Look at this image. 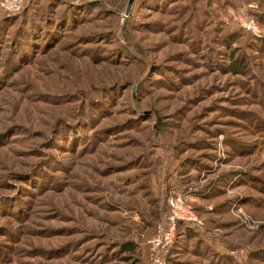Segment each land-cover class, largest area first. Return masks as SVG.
<instances>
[{"label":"rangeland","instance_id":"rangeland-1","mask_svg":"<svg viewBox=\"0 0 264 264\" xmlns=\"http://www.w3.org/2000/svg\"><path fill=\"white\" fill-rule=\"evenodd\" d=\"M128 4L0 8V264H147L172 190L167 264H264V0Z\"/></svg>","mask_w":264,"mask_h":264},{"label":"built area","instance_id":"built-area-1","mask_svg":"<svg viewBox=\"0 0 264 264\" xmlns=\"http://www.w3.org/2000/svg\"><path fill=\"white\" fill-rule=\"evenodd\" d=\"M22 4L23 0H0L1 10L7 13L20 10ZM238 20L243 30L254 34L261 32V27L255 18L240 15ZM166 205L167 208L162 212L154 233L147 240L148 264H167L180 222L188 223L201 230L206 227L204 219L191 204L188 192L170 191L166 196ZM242 213L248 222L253 221L249 215Z\"/></svg>","mask_w":264,"mask_h":264},{"label":"trees","instance_id":"trees-1","mask_svg":"<svg viewBox=\"0 0 264 264\" xmlns=\"http://www.w3.org/2000/svg\"><path fill=\"white\" fill-rule=\"evenodd\" d=\"M7 13V12H6ZM49 45V44H48ZM47 45V46H48ZM239 61V59H235V63H234V67H237V66H239L240 65V63H237ZM166 208H167V205H166ZM166 208L164 209V210H166ZM163 210V211H164ZM181 224H188V223H185V222H180ZM191 228H194L192 225H190V224H188ZM206 228V227H205ZM195 230H197V231H203V230H201V229H197V228H194ZM205 230V229H204ZM176 241H177V239H176ZM131 250L132 248H128V250ZM172 249V248H171ZM124 250V249H123ZM148 264V263H147Z\"/></svg>","mask_w":264,"mask_h":264},{"label":"water","instance_id":"water-1","mask_svg":"<svg viewBox=\"0 0 264 264\" xmlns=\"http://www.w3.org/2000/svg\"><path fill=\"white\" fill-rule=\"evenodd\" d=\"M135 0H129V4H128V7H127V13L130 12L131 10V7H132V4L134 3Z\"/></svg>","mask_w":264,"mask_h":264}]
</instances>
